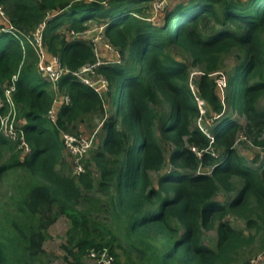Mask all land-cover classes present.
<instances>
[{
    "label": "trees",
    "instance_id": "obj_1",
    "mask_svg": "<svg viewBox=\"0 0 264 264\" xmlns=\"http://www.w3.org/2000/svg\"><path fill=\"white\" fill-rule=\"evenodd\" d=\"M154 1L0 0L6 19L0 17V118L8 108L5 91L14 86L11 100L29 147L3 162L2 151L11 144L0 137V179L16 170L30 179L16 184L0 214V264H39L49 228L61 216L69 227L60 248L72 264H82L90 249L103 248L115 264L117 250L128 264H235L257 237L264 247V158L253 155L249 166L234 150L243 130L264 152V110L258 108L264 97V0H186L159 23L140 16L141 5ZM91 21L105 25L118 61L96 68L108 83L101 96L64 75L57 90L70 102L60 107L54 124L47 116L51 83L38 74L37 56L20 35L43 24L48 57L75 72L97 61L93 45L77 40ZM211 22L219 29L205 35L201 28ZM171 45L205 65L196 91L189 86L186 63L168 53ZM232 48L241 49L243 57L225 84L227 106L245 119L243 129L223 119L225 108L209 75ZM199 102L213 113L209 134L191 127L201 115ZM96 115L102 124L88 163L96 166L98 178L87 162L79 177L63 174L60 133L82 134L78 126ZM156 129L175 148L169 158L174 171L153 186L150 173L167 164ZM221 191L234 197L221 202ZM99 209L109 220H95ZM231 214L245 221L253 236L225 220ZM203 230H215L214 248L203 241Z\"/></svg>",
    "mask_w": 264,
    "mask_h": 264
},
{
    "label": "rangeland",
    "instance_id": "obj_2",
    "mask_svg": "<svg viewBox=\"0 0 264 264\" xmlns=\"http://www.w3.org/2000/svg\"><path fill=\"white\" fill-rule=\"evenodd\" d=\"M166 6L163 8V10L159 11L158 13H154L151 10L150 4H143L141 5L144 7V13L140 16L147 18L149 21H153L154 23H159L161 20L162 15L170 11L176 4L178 3H184L186 0H166ZM88 30L79 36H77V40L85 41L86 43L93 45V50L96 55V58L100 62H106L113 59H117V55L114 50H110V44L107 40V38L104 35V29H101L103 25H99L95 21H91L88 24ZM219 29L218 24L211 22L209 24H206L204 27L201 28L202 32L206 35V33H213ZM206 37V36H205ZM263 41H264V32L262 35ZM109 47V48H108ZM112 49V48H111ZM168 53L175 59L183 61L188 66L189 76V86L193 91H196L197 84L199 82L200 77L206 73L205 65L202 64H194L192 61V58L189 56V54L182 49L181 47L171 45L168 48ZM243 57V51L239 48H232L228 53L222 55L219 58L218 64L216 66V69L211 71L209 73L211 79L213 80L214 84L216 85V89L218 94L221 97V101L225 108V113L223 115V119H232L236 122H238L242 129L245 127V119L242 117H238L233 113L230 108L227 106V96H228V88L226 87V82L229 76L232 73L233 68L237 64L238 61H240V58ZM103 94V93H102ZM258 108L264 110V97L259 101ZM167 107L165 105L159 106L160 112H166ZM199 109H200V117H196L191 121V127L192 128H200L203 130H207L209 134V129L213 126V119L211 118V115L213 114L210 112L208 107L205 103L199 102ZM17 114V113H16ZM102 118L100 115H96L93 117V121L88 119L84 125L78 126V130L81 135L84 137H91L92 133L99 132L101 124H102ZM218 119V118H217ZM17 118H15V121ZM7 122H10L9 116L5 117L3 119L4 127ZM219 123V121H217ZM91 125V126H89ZM94 127V128H92ZM8 133V130L6 131ZM156 138L158 140V143L161 145V147L164 150L165 157H166V167L161 170L160 172H151L150 178L152 181L153 186L157 184L158 179L161 175L164 173H168L170 171H174V169L171 167L169 163L170 155L173 151H175L174 146L170 142H165L160 137V132L158 129H156ZM7 140L10 142V147L3 149V162L7 161L11 155H16L15 153L18 151V146L16 143L12 142L15 140V136L8 135ZM94 145L98 143V138L95 136L94 138ZM93 145V147H94ZM92 147V149H93ZM86 156V159L84 160L87 162V168L89 171H91L95 178H98V169L93 163H88L91 159V151ZM234 150L239 156H244V158L247 160V164L249 166L254 165L253 163V155H257V159L260 157V161L264 158V152L262 150H259L255 146H253L252 142L247 140L243 136V130L240 131L236 138V142L234 145ZM260 162L256 163V165H259ZM73 159L68 155V153L63 151V158H62V164L60 167V171L65 174L72 176L73 175ZM30 182V179L25 176V173L23 171H11L8 174H5L0 179V214L6 212V205L8 198L13 196V189L16 188V184L20 183L23 184L24 182ZM100 196L99 194L95 195ZM234 197V194L231 193H225L221 191L217 197V199L221 202L227 203L232 200ZM104 201V199H103ZM109 213L106 212V210L100 212L99 210L95 211V220L100 221H106L109 220ZM233 227L241 230L246 237L253 236L255 233L252 229H249L246 226L245 221L237 218L234 215H229L226 217V219ZM1 224H4L3 216L0 215V226ZM69 227V223L66 220L65 217L61 216L59 217L56 222L49 228V238L44 243V249L46 250V256L41 259V262L39 264H72V260L68 258L67 254L64 253L60 246L64 242V235L66 230ZM203 241L205 244L211 248H214V244L216 242V233L215 230H203ZM263 247V246H262ZM260 238L257 237L255 242L247 249L243 250L237 257L235 264H262L260 263V260L263 257L264 254V247L262 249ZM117 253L119 255V264H128L127 259L125 255L120 251L117 250ZM82 264H93L91 260H89L86 256L82 259Z\"/></svg>",
    "mask_w": 264,
    "mask_h": 264
},
{
    "label": "built area",
    "instance_id": "obj_3",
    "mask_svg": "<svg viewBox=\"0 0 264 264\" xmlns=\"http://www.w3.org/2000/svg\"><path fill=\"white\" fill-rule=\"evenodd\" d=\"M166 3H167L166 0H155L151 4V10L154 13H158L159 11L163 10V8L166 6ZM0 17L6 20L1 7H0ZM101 27H102L101 29H104V26ZM7 29L8 31H15L14 29H12V27H9ZM43 29H44V25L42 24L39 25L32 32L28 34H21L20 36L25 43L29 44L33 48L37 56L38 74L42 78L49 80V82L51 83L54 97H53L52 106L47 116L48 119L55 124L57 120V113L60 107L64 105H68L70 102V99L66 94L59 93L57 90V85L60 79L64 75L70 74L78 82L92 88L99 96H101L107 91L108 83L103 78L102 75L97 73L96 68L99 65L105 63L117 62L118 60L113 59L103 63L97 60L96 63L83 66L78 71L69 72L66 68H64L60 64L58 57H48L47 49L43 44ZM109 49L114 50L118 58L117 51L111 45ZM13 79L16 80V77H14ZM13 91H14V86H11L5 91V97L7 102L6 104L8 108L6 110V113L0 118V137L9 140L8 135L15 136V140L12 142L17 144L18 149H21L23 152L28 153L29 147L24 140L22 130L19 127L17 120L15 121L16 110L11 100V93ZM2 107L3 104L0 102V109ZM8 116L10 122H7L4 127L3 119ZM7 130L8 133H6ZM60 135L65 152L68 153V155L73 159L74 168H73L72 176L79 177L80 175L85 173L84 160L86 159L87 154L94 145L95 133H92L91 137L90 136L84 137L81 134H70L66 132H61ZM212 154L214 155V153ZM86 257L89 260H91L93 264H115L114 258L110 255L107 248H103L99 250L90 249Z\"/></svg>",
    "mask_w": 264,
    "mask_h": 264
},
{
    "label": "crops",
    "instance_id": "obj_4",
    "mask_svg": "<svg viewBox=\"0 0 264 264\" xmlns=\"http://www.w3.org/2000/svg\"><path fill=\"white\" fill-rule=\"evenodd\" d=\"M141 15V14H140Z\"/></svg>",
    "mask_w": 264,
    "mask_h": 264
}]
</instances>
